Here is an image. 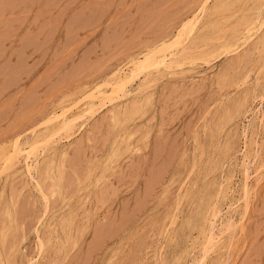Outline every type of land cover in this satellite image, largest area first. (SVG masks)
Segmentation results:
<instances>
[{
  "label": "rangeland",
  "instance_id": "rangeland-1",
  "mask_svg": "<svg viewBox=\"0 0 264 264\" xmlns=\"http://www.w3.org/2000/svg\"><path fill=\"white\" fill-rule=\"evenodd\" d=\"M234 1L235 7L231 2L224 11V0H0V164L16 139L26 141L54 128L53 111L71 107L68 114H73L84 109L88 100L81 99L86 91L96 89L119 67L128 70L125 64L132 57L172 40L208 4L207 17L202 14L195 24L193 31L198 33L185 32L172 48H188L196 35L206 33L201 42L195 41L199 36L193 39L194 48L189 46L190 54L198 56L191 55L194 61L160 74L156 82L150 81L151 88L149 83L148 89L142 88L145 94L136 91L99 105L73 130L61 133L58 153L51 154L55 148L50 145L47 150L40 146L37 169L45 170L36 169L35 178L23 157L12 169L0 165L6 169L0 168V264H196L204 242L200 231L209 229L212 221L223 241L203 264H264V38L263 43L258 40L264 24L241 48L208 50L261 0H237L239 5ZM216 2L222 3L220 10ZM210 18L216 19L210 24ZM207 50L212 53L204 55ZM141 79L144 73L133 85ZM78 97L81 101L76 102ZM244 165L250 168L248 200L243 193ZM61 167L63 175L57 174ZM37 183L44 186L48 205ZM213 207L222 211L216 218ZM229 214L236 221L235 230L224 226ZM221 225L228 232L223 234ZM41 239L46 244L40 249Z\"/></svg>",
  "mask_w": 264,
  "mask_h": 264
},
{
  "label": "bare ground",
  "instance_id": "bare-ground-1",
  "mask_svg": "<svg viewBox=\"0 0 264 264\" xmlns=\"http://www.w3.org/2000/svg\"><path fill=\"white\" fill-rule=\"evenodd\" d=\"M37 1V0H36ZM155 1V0H154ZM197 1V0H196ZM226 1H229V0H226ZM225 0H224V4H223V7L222 6H220V5H222V3L220 4L219 2V6L217 5V2H216V5H217V7H215V8H218L219 10H220V8L222 7V8H224L225 7V5L227 4H230L231 5V2L233 3V5H234V3L236 4V2L234 1L233 2V0H231V1H229L230 3H228V2H226ZM237 1V0H236ZM242 1V0H241ZM244 1V0H243ZM252 1V0H251ZM254 1V0H253ZM258 1V0H257ZM256 1V2H257ZM261 1H264V0H261ZM261 1L259 2H257V4H254V6H251V7H249V8H247L246 10H247V14H245V15H242V19L241 18H238V19H240V21L238 22V21H236V22H238V24H236V22H235V25H233V30H232V32H231V30H230V34L228 35V36H226V38L224 37L225 36V34L223 35V41L222 42H220V43H218V42H216L217 44H211L212 45V47L210 46V48L208 49L209 51H212V52H214V50L215 51H218L217 49H219V52H221L220 51V48H222L223 50L225 49V50H227V49H230V48H232V49H237L238 47H240L241 48V45L243 46V44L244 43H246L248 40H250V38H252L257 32H258V30L260 29V27L264 24V3L262 2V4H260L261 3ZM3 2V1H2ZM27 2V1H26ZM39 2V1H38ZM46 2V1H45ZM61 2V1H60ZM140 2V1H139ZM240 2V1H239ZM238 1H237V4L239 3ZM249 2V1H248ZM37 3V2H36ZM100 3V2H99ZM178 3V2H177ZM207 3V2H206ZM35 4V3H34ZM45 4V3H44ZM204 4V3H203ZM242 4V3H241ZM244 4V3H243ZM246 4V3H245ZM38 5V4H37ZM115 5V4H114ZM125 5V4H124ZM136 5V4H135ZM176 5V4H175ZM208 5V4H207ZM207 5L205 4V5H203V7L201 8V11L200 12H198V14H196V16H195V18L192 20V18L190 19V20H188L187 22L188 23H186L185 22V26L180 30V31H178L175 35H173V37H172V40L171 39H164V40H162L161 41V43L160 42H158L159 44L158 45H155V46H153V47H151V48H148L147 50H145V51H143L142 52V57L141 56H134V57H132L130 60H129V62H127L125 65L126 66H128V70L127 69H124V67L125 66H123V67H119V69H117L115 72H113L112 74H114L113 76H111V75H109L108 77H107V79H104V81L103 82H101V84L100 85H98V87L96 86V89H95V87H94V89L92 88V90H89V91H86L85 92V95H83V97H82V99L81 100H83L84 98L85 99H87L88 101L87 102H85L86 103V107H84L85 106V103L83 104V106L82 107H84V109H82L81 111H79V110H77V112L75 111V113H73V114H71L72 112H70L69 114H68V111H70L71 110V107L70 108H68L67 106V108L68 109H65V106L64 107H62V108H64L65 110H63V109H61V110H63L61 113L60 112H57V111H53L54 113L51 115V117H50V120L51 121H56V126H54V128L52 127V129H46V133L43 131L40 135H39V133L37 134V135H33V138H28V139H26V141H24V140H22V139H16L15 140V142L14 143H12V149H13V151H11V152H9V151H7V153L9 152V153H11L9 156H7L6 155V158H5V156H3V158H5V161L3 162V163H1V164H3V165H5V166H7L6 167V169L7 168H11L12 166H15L14 164L21 158V157H23V159H25V165H26V167H27V171L31 174V176L33 177V178H35V174H33L34 172L36 173V169L38 168V166L41 164V162H40V160H39V156L37 155L38 154V148L40 147V146H43V147H41V149H46L45 147H49V145L52 147V149H54L53 150V152H51V154L52 153H58V151H57V149L59 148V147H62V146H56V143L58 144V142H59V139H61V136L63 137V134H61V133H63L64 131L66 132V131H69V130H73V128L76 126V123L78 122V120H80L81 118H84L86 115L88 116V117H90L89 116V114L88 113H91V112H93V113H91V114H94V112L98 109V107L100 108L101 106H99V105H102V103H105L106 104V101H108V100H110L111 99V103H112V100L114 99V98H116V97H119V96H129L130 94H132V95H134L133 93H135L136 91H140L139 92V94L141 93V94H143L144 92H143V90H142V88H147V87H149V85H150V81H155L156 80V78H158V76H160V74H161V76H162V74L163 73H167L168 74V72H169V70L170 69H173L174 68V71H176L175 69H176V67H179V66H183V64H186V63H188V62H190L191 60H189V59H191L192 57H191V55H194L196 58L198 57V56H196L194 53L195 52H193L192 51V54H190L191 53V51H189V46L192 44V45H194L193 43H196L195 41H197V42H201L203 39H205L203 36L206 34V33H204L203 34V36H202V34H200V35H196V38L198 37V39H196L195 37L193 38V37H191V35H190V37H191V39L193 38V39H196L195 41L192 39V43H187V44H189V46H188V48L187 47H182L183 49H172L173 47H175V46H178L179 44V41L181 42V39L183 38V35H185L186 36V34H184L185 32H193L192 33V36H194L195 35V33H194V28H195V24L196 23H198L199 22V20H201L200 18L202 17V14L204 15V12H206L207 11V9H208V7H207ZM226 5V6H227ZM233 5H231V6H233ZM239 5V4H238ZM248 5V4H247ZM246 5V6H247ZM4 6V5H3ZM27 6V5H26ZM36 6V5H35ZM116 6V5H115ZM137 6V5H136ZM231 6H229V7H231ZM241 6V5H240ZM246 6H244V7H246ZM69 7V6H68ZM220 7V8H219ZM234 7H235V5H234ZM233 7V8H234ZM1 8H2V6H1ZM34 8V7H33ZM79 8V7H78ZM92 8V7H91ZM95 8V7H94ZM116 8V7H115ZM174 8H175V6H174ZM212 8V7H211ZM227 8V7H226ZM238 8V7H237ZM25 9V8H24ZM28 9H29V7H28ZM218 9H214V11L215 10H218ZM42 10V9H41ZM90 10V9H89ZM124 10V9H123ZM167 10V9H166ZM226 9L224 8V11H225ZM239 10V9H238ZM237 10V11H238ZM29 11V10H28ZM139 11V10H138ZM142 11V10H141ZM172 11H173V9H172ZM209 11H211V10H209ZM240 11V10H239ZM238 11V12H239ZM249 11V12H248ZM251 11V12H250ZM11 12V11H10ZM21 12V11H20ZM25 12V11H24ZM71 12V11H70ZM85 12V11H84ZM111 12V11H110ZM208 12V11H207ZM216 12V11H215ZM222 12V11H221ZM69 13V12H68ZM106 13V12H105ZM108 13V12H107ZM119 13H121V12H119ZM136 13V12H135ZM140 13V12H139ZM142 13V12H141ZM185 13V12H184ZM213 13V12H212ZM217 13H218V11H217ZM237 13V12H236ZM235 13V14H236ZM21 14V13H20ZM209 14V13H208ZM207 14V15H208ZM211 14V13H210ZM224 14V13H223ZM28 15V14H27ZM50 15V14H49ZM90 15V14H89ZM136 15V14H135ZM141 15V14H140ZM140 15H139V17H140ZM212 15V14H211ZM211 15L209 16V17H211ZM219 15V14H218ZM222 15V14H221ZM33 16V15H32ZM111 16V15H110ZM169 16V15H168ZM204 16H206V15H204ZM96 17V16H95ZM100 17V16H99ZM207 17V16H206ZM214 17V16H213ZM215 17H217V14H216V16ZM220 17V16H219ZM227 16H225V18H226ZM231 17H233V16H231ZM234 17H235V15H234ZM144 18V17H143ZM228 18H229V16H228ZM27 19V18H26ZM48 19V18H47ZM96 19H98V18H96ZM216 18H214V20H215ZM223 19V18H222ZM39 20V19H38ZM42 20V19H41ZM49 20V19H48ZM62 20V19H61ZM192 20V21H191ZM208 20V19H207ZM206 20V21H207ZM213 20V21H214ZM220 20V19H219ZM224 20V19H223ZM234 20V19H233ZM232 20V21H233ZM99 21H100V19H99ZM143 21V20H142ZM155 21V20H154ZM210 24L213 22L212 20H211V18H210ZM209 21H207L208 23H209ZM212 21V22H211ZM232 21H230L229 23H231ZM2 22V21H1ZM7 22V21H6ZM12 22V21H11ZM15 22V21H14ZM27 22V21H26ZM137 22V21H136ZM220 22V21H219ZM233 22V23H234ZM33 23V22H32ZM41 23V22H40ZM39 23V24H40ZM51 23V22H50ZM65 23V22H64ZM129 23V22H128ZM135 23V22H134ZM228 23V24H229ZM5 24V23H4ZM87 24V23H86ZM101 24V23H100ZM113 24V23H112ZM206 24V23H205ZM213 24H215V23H213ZM66 25V24H65ZM73 25V24H72ZM122 25V24H121ZM232 25V24H231ZM231 25L229 26V27H231ZM1 26V25H0ZM5 26H7V25H5ZM58 26V25H57ZM67 26V25H66ZM97 26V25H96ZM198 26V25H197ZM203 26V25H202ZM205 26V25H204ZM212 26V25H211ZM216 26V25H215ZM228 26V25H227ZM62 27H64V26H62ZM136 27V26H135ZM208 27H209V25H208ZM23 28H24V26H23ZM108 28V27H107ZM212 28V27H211ZM29 29V28H28ZM28 29H26V30H28ZM55 29H56V27H55ZM62 29V28H61ZM68 29V28H67ZM123 29V28H122ZM147 29V28H146ZM223 29V28H222ZM227 29H229V28H227ZM161 30V29H160ZM202 30V29H201ZM207 30V29H206ZM208 31V30H207ZM264 31V30H263ZM1 32V31H0ZM84 32V31H83ZM132 32V31H131ZM130 32V33H131ZM201 32V31H200ZM218 32V31H217ZM227 32V31H226ZM10 33V32H9ZM23 33V32H22ZM198 33V32H197ZM196 33V34H197ZM201 33H203V32H201ZM224 33V32H223ZM261 33H262V31H261ZM136 34V33H135ZM171 34V33H170ZM207 34H209V33H207ZM212 34V33H211ZM214 34V33H213ZM216 34V33H215ZM214 34V36H216ZM219 34V33H218ZM92 35V34H91ZM90 35V36H91ZM94 35H95V33H94ZM137 35V34H136ZM135 35V36H136ZM156 35V34H155ZM20 36V35H19ZM142 36V35H141ZM169 36V35H168ZM263 36V37H262ZM261 37H260V39H258L259 41L260 40H262L261 38H264V35H262ZM220 37V36H219ZM221 37H222V35H221ZM218 38V40H220V39H222V38ZM14 38V37H13ZM19 38V37H18ZM107 38V37H106ZM166 38H168V37H166ZM188 38V37H187ZM199 38H201V40L199 39ZM203 38V39H202ZM259 38V37H258ZM20 39V38H19ZM42 39V38H41ZM100 39H101V37H100ZM114 39H117V38H114ZM189 39V38H188ZM14 40V39H13ZM85 40V39H84ZM199 40V41H198ZM256 40V39H255ZM60 41V40H59ZM100 41V40H99ZM114 41V40H113ZM116 41V40H115ZM190 41V40H189ZM214 41V40H213ZM16 42V41H15ZM21 42V41H20ZM45 42V41H44ZM53 42H54V40H53ZM63 42V41H62ZM188 42V41H187ZM191 42V41H190ZM256 42H257V40H256ZM262 43H263V40L261 41ZM260 42V43H261ZM122 43V42H121ZM14 44V43H13ZM51 44V43H50ZM186 44V43H185ZM187 44H186V46H187ZM198 44H200V43H197V45ZM208 44V43H207ZM74 45V44H73ZM183 45V44H182ZM191 45V46H192ZM196 45V44H195ZM196 45V46H197ZM83 46V45H82ZM111 46V45H110ZM190 46V48L192 49V48H194V47H191ZM202 46V45H201ZM85 47V46H84ZM20 48V47H19ZM46 48V47H45ZM116 48V47H115ZM124 48V47H123ZM138 48V47H137ZM143 48V47H142ZM199 48V47H198ZM32 49V48H31ZM47 49V48H46ZM190 49V50H191ZM202 49H204V48H202ZM9 50V49H8ZM109 50V49H108ZM139 50V49H138ZM195 50H196V48H195ZM208 50L207 51H205V52H203V54L204 55H206L207 53L208 54H211L212 52H208ZM222 50V51H223ZM231 50V49H230ZM29 51V50H28ZM197 51L199 52L200 50H198L197 49ZM203 51V50H202ZM229 51V50H228ZM257 51V50H256ZM9 52H11V51H9ZM75 52V51H74ZM201 52V51H200ZM52 53V52H51ZM138 53V52H137ZM202 53V52H201ZM214 53H216V52H214ZM214 53H213V55H214ZM218 53V52H217ZM58 54V53H57ZM197 54V53H196ZM202 54V55H203ZM207 54V55H208ZM31 55V54H30ZM67 55V54H66ZM198 55V54H197ZM218 55V54H217ZM16 56V55H15ZM193 56V61H194V57ZM212 56V55H211ZM215 56V55H214ZM199 57H200V53H199ZM203 57V56H202ZM37 58V57H36ZM39 58V57H38ZM53 58V57H52ZM205 58H207V56L205 57ZM211 58V57H210ZM199 59H201V57L199 58ZM3 60V59H2ZM37 60V59H36ZM124 60V59H123ZM197 60V59H196ZM208 60V59H207ZM5 62V61H4ZM74 62V61H73ZM209 62V61H208ZM50 63V62H49ZM97 63V62H96ZM128 63H130L129 65H127ZM191 63V62H190ZM193 63V62H192ZM238 64V63H237ZM67 65V64H66ZM94 65V64H93ZM96 65V64H95ZM188 65V64H187ZM65 66V65H64ZM102 66H104V65H101V67ZM14 67V66H13ZM190 67V66H189ZM255 67V66H254ZM127 68V67H126ZM182 68V67H181ZM181 68H180V70H181ZM16 69V68H15ZM61 69V68H60ZM64 69V68H63ZM178 69V68H177ZM264 69V68H263ZM9 70V69H8ZM179 70V69H178ZM43 71V70H42ZM85 71H86V69H85ZM173 71V70H172ZM172 71H170V72H172ZM7 72V71H6ZM66 72V71H65ZM169 72V73H170ZM181 72V71H180ZM228 72V71H227ZM260 72V71H259ZM21 73V72H20ZM68 73V72H67ZM141 73H144V77H145V79L142 81V79L139 81L140 83H137L138 85L137 86H134L133 85V82H134V80H135V78L136 77H139V74L141 75ZM173 73H175V72H173ZM173 73H172V75H173ZM177 73H179V72H177ZM28 74V73H27ZM27 74H25V75H27ZM43 74V73H42ZM101 74H102V72H101ZM155 76H154V75ZM171 74V73H170ZM181 74V73H180ZM248 74V73H247ZM246 74V75H247ZM7 75H8V73H7ZM154 77H153V76ZM164 75V74H163ZM256 75V74H255ZM1 76V75H0ZM151 76V78L149 79L148 77H150ZM31 77V76H30ZM54 77V76H53ZM67 77V76H66ZM248 77H249V75H248ZM252 77V76H251ZM109 78V79H108ZM253 78V77H252ZM29 80V79H28ZM50 80V79H49ZM65 80V79H64ZM158 80V79H157ZM78 81V80H77ZM87 81V80H86ZM142 81V82H141ZM249 81V80H248ZM156 82V81H155ZM154 82V83H155ZM163 82V81H162ZM24 83V82H23ZM22 83V84H23ZM50 83V82H49ZM48 83V84H49ZM148 83H149V85H148ZM112 84V89H111V91H107L106 90V88H104L106 85L108 86H110ZM246 84V83H245ZM254 84V83H253ZM64 85V84H63ZM154 86V85H153ZM152 86V87H153ZM240 87V86H239ZM65 88V87H64ZM111 87H109L108 89H110ZM150 88H151V85H150ZM247 88H248V86H247ZM14 89V88H13ZM87 89V88H86ZM148 89V88H147ZM147 89H145V90H147ZM254 89V88H253ZM260 89V88H259ZM65 90V89H64ZM141 90H142V92H141ZM83 91H85V89L83 90ZM256 91V90H255ZM258 91H260V90H258ZM17 92V91H16ZM138 92H136V93H138ZM145 92H148V91H145ZM135 93V94H136ZM258 93V92H257ZM139 94H137V95H139ZM145 94V93H144ZM218 94V93H217ZM261 94V93H260ZM131 95V96H132ZM148 95V94H147ZM50 96V95H49ZM144 96V95H143ZM146 96V95H145ZM257 96V95H256ZM259 96V95H258ZM15 97V96H14ZM19 97V96H18ZM79 98V97H78ZM150 98V97H149ZM159 98H161V97H159ZM15 99V98H14ZM76 99V98H75ZM80 100V98L78 99V101H76V102H79V101H81ZM115 100H120V98L118 99H115ZM248 100V99H247ZM255 100V99H254ZM45 101H46V99H45ZM84 101V100H83ZM239 101V100H238ZM109 102V101H108ZM109 102V103H110ZM50 103V102H49ZM60 103V102H59ZM64 103V102H63ZM144 103V102H143ZM245 103V102H244ZM42 104V103H41ZM69 104V103H68ZM73 104V103H72ZM120 104V103H119ZM122 104V103H121ZM45 104H43V106H44ZM64 105H65V103H64ZM75 105V104H74ZM78 106H79V103L77 104ZM134 105V104H133ZM71 106V105H70ZM123 106V105H122ZM48 107V106H47ZM60 107V106H59ZM74 107V106H73ZM80 107L81 106H79V109H80ZM103 107V106H102ZM117 107V106H116ZM115 107V108H116ZM132 107V106H131ZM73 109V108H72ZM137 109H138V107H137ZM236 109V108H235ZM111 110V109H110ZM125 110V109H124ZM123 110V111H124ZM217 110V109H216ZM237 110V109H236ZM251 110V109H250ZM259 110V109H258ZM40 111V110H39ZM38 111V112H39ZM72 111H74V110H72ZM127 111V110H126ZM125 111V112H126ZM142 111V110H141ZM238 111V110H237ZM255 111V110H254ZM4 112V111H3ZM33 112V111H32ZM115 112V111H114ZM226 112H228L229 113V111H226ZM113 113V112H112ZM124 113V112H123ZM263 113V112H262ZM10 114V113H9ZM90 114V115H91ZM122 114V113H121ZM138 114V113H137ZM123 115V114H122ZM126 115V114H125ZM263 115H264V113H263ZM214 116V115H213ZM226 116V115H225ZM24 117V116H23ZM87 117V118H88ZM132 117H134V116H132ZM121 118V117H120ZM125 118V117H124ZM128 118V117H127ZM260 117H258L257 119H259ZM264 118V117H263ZM31 119V118H30ZM118 119V118H117ZM135 119V118H134ZM25 120V119H24ZM89 120V119H88ZM116 120V119H115ZM119 120V119H118ZM122 120V119H121ZM128 120V119H127ZM130 120V119H129ZM252 120H253V118H252ZM251 120V121H252ZM256 120V119H255ZM264 120V119H263ZM263 120H261V121H263ZM27 121V120H26ZM35 121V120H34ZM58 121V122H57ZM33 122V121H32ZM37 122V121H36ZM48 122V121H47ZM123 122V121H122ZM132 123V122H131ZM79 124V123H78ZM77 124V125H78ZM115 124V123H114ZM255 124V123H254ZM263 124V123H262ZM80 125V124H79ZM78 125V126H79ZM126 125V124H125ZM130 125V124H129ZM264 125V124H263ZM36 127H37V125H36ZM47 126H45V128H46ZM202 127V126H201ZM4 128V127H3ZM38 128V127H37ZM119 128V127H118ZM246 128V127H245ZM256 129V128H255ZM34 130V129H33ZM32 130V131H33ZM37 129L35 128V131H36ZM219 130V129H218ZM75 131V130H74ZM245 131H246V129H245ZM244 131V132H245ZM258 131V130H257ZM34 132V131H33ZM38 132V131H37ZM78 132V131H77ZM104 132V131H103ZM109 132V131H108ZM120 132V131H119ZM32 133V132H31ZM68 133V132H67ZM76 133V132H75ZM34 134H36V132H34ZM71 135H74V134H72V133H70ZM131 134V133H130ZM237 134H239V133H237ZM25 135V134H24ZM31 135V134H30ZM70 135V136H71ZM119 135H120V133H119ZM124 135V134H123ZM28 136V135H27ZM138 136V135H137ZM22 137V136H21ZM26 137V136H25ZM69 137V136H68ZM64 138V137H63ZM66 138V137H65ZM25 139V138H24ZM108 139V138H107ZM253 139V138H252ZM253 140H256V139H253ZM61 141V140H60ZM99 142V141H98ZM155 142V141H154ZM193 142V141H192ZM9 143V142H8ZM60 143V142H59ZM199 143V142H198ZM128 144V143H127ZM231 144V143H230ZM56 146V147H55ZM132 146H133V144H132ZM253 146V145H252ZM2 147V146H1ZM58 147V148H57ZM113 147V146H112ZM126 147V146H125ZM154 147H156V146H154ZM156 148H158V147H156ZM165 148V147H164ZM215 148V147H214ZM261 148V147H260ZM111 149V148H110ZM212 149V148H211ZM2 150V149H1ZM47 150V149H46ZM59 151H60V149H58ZM209 150V149H208ZM57 151V152H56ZM111 151V150H110ZM109 151V152H110ZM119 151V150H118ZM159 151V150H158ZM196 151V150H195ZM1 153L3 152V151H0ZM4 152H6V151H4ZM48 152H49V148H48ZM184 152V151H183ZM201 152V151H200ZM199 152V153H200ZM204 152V151H203ZM208 152V151H207ZM45 153V152H44ZM61 154V156L64 158L65 156H66V150H61V152H60ZM249 153H250V151H249ZM253 153V152H252ZM6 154V153H5ZM48 154H50V153H48ZM112 154V153H111ZM167 154V153H166ZM4 155V154H3ZM59 155V154H58ZM58 155H56V156H58ZM108 155V154H107ZM201 155V154H200ZM199 155V156H200ZM204 155H206V154H204ZM246 155H248V154H246ZM257 155V154H256ZM259 155V154H258ZM53 156V155H52ZM55 156V155H54ZM202 156V155H201ZM200 156V157H201ZM42 157H44V156H42ZM46 157V156H45ZM44 157V158H45ZM61 157V158H62ZM167 157V156H166ZM198 157V156H197ZM196 157V158H197ZM199 157V158H200ZM250 157V156H249ZM256 156H254L253 158H255ZM259 157V156H258ZM46 158H48V156L46 157ZM52 158V157H51ZM50 158V159H51ZM54 158H56V157H53V160L51 159V161H53V162H55V159ZM60 158V157H59ZM101 158V157H100ZM111 158V157H110ZM203 158V157H202ZM201 158V159H202ZM211 158V157H210ZM245 158V157H244ZM22 159V158H21ZM23 159H22V161H23ZM58 159V158H57ZM207 159V158H206ZM247 159H248V156H247ZM2 160V159H1ZM17 160V161H16ZM32 161V162H30V164L29 163H27L28 161ZM43 160V159H42ZM160 160V159H159ZM210 160V159H209ZM3 161V160H2ZM44 161H45V159H44ZM50 160L48 161V163H50L51 162ZM100 161V160H99ZM192 161V160H191ZM199 161H200V159H199ZM211 161V160H210ZM245 161V160H244ZM1 162V161H0ZM19 162V161H18ZM46 162V161H45ZM59 162V161H58ZM106 162V161H105ZM197 162V161H196ZM257 162V161H256ZM32 163V164H31ZM47 163V164H48ZM60 163V162H59ZM104 163V162H103ZM161 163V162H160ZM0 164V165H1ZM17 164V163H16ZM46 164V165H47ZM52 164V163H51ZM61 164V163H60ZM240 164H242V163H240ZM245 164V163H244ZM53 165H55V164H53ZM52 165V166H53ZM110 165V164H109ZM159 165V164H158ZM208 165V164H207ZM246 165V164H245ZM244 165V166H245ZM262 165V164H261ZM261 165H260V168H262L261 167ZM5 166H3L4 168H5ZM59 166L60 165H58V163H57V168H59ZM66 166V165H65ZM79 166V165H78ZM47 167H49L50 168V165L49 166H47ZM46 167V168H47ZM0 168H1V166H0ZM3 168V169H4ZM13 168V167H12ZM11 168V169H12ZM40 168V167H39ZM264 168V167H263ZM2 169V168H1ZM2 169V170H3ZM5 169V170H6ZM8 169V170H9ZM43 169H44V167H43ZM43 169H37L38 171L37 172H40L41 173V171H39V170H42L43 171ZM60 169H62L61 171H59ZM59 170H57L58 172H60V173H58L57 172V174H61V175H63L61 172L63 171V168L61 167ZM248 169H250V168H248V166H245V175H246V179H245V181H244V188L243 189H245L244 190V197L247 199V195L249 194V193H251L250 192V189H252V188H250L251 187V185H249V184H251V183H248V177H249V174H248ZM258 169V168H257ZM1 170V171H2ZM5 170H3V172L5 171ZM45 170V169H44ZM83 170V169H82ZM194 170V169H193ZM195 170H197V167H196V169ZM0 171V172H1ZM10 171V170H9ZM90 171H91V169H90ZM203 171V170H202ZM8 172V171H7ZM198 172V170L195 172V173H197ZM52 173V172H51ZM244 173V172H243ZM261 173V172H260ZM38 174V173H37ZM81 174H82V172H81ZM179 174V173H178ZM188 174V173H187ZM191 174V173H190ZM225 174V173H224ZM59 176L60 178H59V180L61 181V178H62V176ZM153 175V174H152ZM216 175V174H215ZM42 176V175H41ZM121 176V175H120ZM154 176V175H153ZM187 176H189V175H187ZM203 176H204V174H203ZM208 176V175H207ZM45 177V176H44ZM43 177V178H44ZM206 177V176H205ZM213 177V176H212ZM244 177V176H243ZM32 178V179H33ZM43 178H41V179H43ZM49 178V177H48ZM97 178V177H96ZM45 179V178H44ZM43 179V180H44ZM127 179V178H126ZM149 179V178H148ZM40 180V179H39ZM99 180V179H98ZM205 180V179H204ZM229 180H230V178H229ZM228 180V181H229ZM35 181V180H34ZM101 181V180H100ZM207 181H208V179H207ZM41 182H44V181H42L41 180ZM152 182V181H151ZM153 182H154V180H153ZM55 183V182H54ZM62 183V182H61ZM61 183H60V186H61ZM89 183V182H88ZM222 183V182H221ZM231 183V182H230ZM51 184V183H50ZM95 184V183H94ZM232 184V183H231ZM243 184V183H242ZM37 185H38V183H37ZM44 185V184H43ZM151 185V184H150ZM223 185V184H222ZM226 185H227V183H226ZM39 190H40V192H41V195H42V197L41 198H44L46 201V204L48 205V202H49V196L46 194V191H44L45 190V188H44V190H43V188L42 187H44V186H41V183H39ZM54 186H56V185H54ZM54 186H53V188H54ZM82 186V185H81ZM225 186V185H224ZM226 187V186H225ZM38 188V187H37ZM57 188V187H56ZM55 188V189H56ZM63 188V187H62ZM230 188V187H229ZM254 188V187H253ZM172 189H174V188H172ZM221 189V188H220ZM226 189H228V188H226ZM51 190V189H50ZM202 190V189H201ZM229 190V189H228ZM74 191V190H73ZM167 191V190H166ZM220 191V190H219ZM39 192V191H38ZM51 192V191H50ZM54 192V191H53ZM56 192V191H55ZM94 192V191H93ZM201 192V191H200ZM218 192V191H217ZM220 193H222V192H220ZM224 193H226L225 191H224ZM246 193V194H245ZM75 194V193H74ZM223 194V193H222ZM40 195V196H41ZM217 195V194H216ZM211 196V195H210ZM219 196V195H218ZM226 196H227V194H226ZM226 196H224V197H226ZM208 197V196H207ZM221 197V196H220ZM219 197V198H220ZM243 197V196H242ZM194 198V197H193ZM216 198H218V197H216ZM241 198V197H240ZM39 199V198H38ZM68 199V198H67ZM126 199V198H125ZM222 199V198H221ZM220 199V200H221ZM238 199V198H237ZM246 199H244L243 201L244 202H246L247 200ZM64 200V199H63ZM209 200H210V198H209ZM246 200V201H245ZM41 201V200H40ZM163 201V200H162ZM216 201V200H215ZM214 201V202H215ZM241 201V200H240ZM221 202V201H220ZM248 202V201H247ZM79 203V202H78ZM205 203V202H204ZM49 204H51V203H49ZM214 204V203H213ZM216 204V203H215ZM231 204V203H230ZM43 205V204H42ZM210 205V204H209ZM219 205V204H218ZM247 205V203L245 204V205H243L244 207ZM205 206H206V204H205ZM204 206V207H205ZM216 206H217V204H216ZM215 206V207H216ZM62 207V206H61ZM60 207V208H61ZM203 206H201V209H203L202 208ZM209 208H210V206H208ZM248 207V206H247ZM247 207H245V208H247ZM10 208V207H9ZM59 208V209H60ZM214 208V207H213ZM243 208V207H242ZM11 209H13V208H11ZM44 209H45V207H44ZM217 208H214V209H212L211 210V212L213 211V216L216 218V216H218L217 214H219L218 212H222L221 210H216ZM218 209H220L219 208V206H218ZM222 209V208H221ZM231 209V208H230ZM62 210V209H61ZM204 210V209H203ZM210 210V209H209ZM223 210V209H222ZM243 210H244V208H243ZM249 210V209H248ZM12 211V210H11ZM45 211H46V209H45ZM44 211V212H45ZM71 211V210H70ZM201 211V210H200ZM203 212V211H202ZM201 212V213H202ZM210 212V213H211ZM228 212V211H227ZM226 212V213H227ZM234 212V211H233ZM245 212H247V210L245 211ZM46 213V212H45ZM173 213V212H172ZM205 213V212H204ZM174 214V213H173ZM203 214V213H202ZM208 214V213H207ZM236 214V213H235ZM241 214V213H240ZM15 215V214H14ZM114 215V214H113ZM155 215V214H154ZM180 215V214H179ZM54 216V215H53ZM174 216V215H173ZM201 217H203L202 215H200ZM209 216V215H208ZM211 216V215H210ZM209 216V217H210ZM212 216V217H213ZM233 216V215H232ZM232 216H230V214H229V216L228 217H226L225 219H226V221L225 220H223L222 222H223V224H225L224 226L226 227V229L227 230H229V228H232V227H235V225H236V221L235 220H232ZM239 216H241V215H239ZM234 217V216H233ZM56 218V217H55ZM214 218V219H215ZM236 218V217H235ZM43 219V218H42ZM68 219V218H67ZM136 219V218H135ZM208 219V218H207ZM234 219V218H233ZM53 220V219H52ZM208 220H210V219H208ZM207 220V221H208ZM239 219H237V221H238ZM202 221H203V219H202ZM242 221L243 220H241V223H242ZM192 222V221H191ZM209 222V221H208ZM259 222V221H258ZM60 223V222H59ZM110 223H112V222H110ZM120 223H122V222H120ZM119 223V224H120ZM200 223V222H199ZM204 223V225H207V224H205L206 223V220H205V222H203ZM215 223H216V221H215ZM239 223H240V221H239ZM239 223H237V224H239ZM262 223V222H261ZM210 224V223H209ZM208 224V225H209ZM222 224V225H223ZM108 225V224H107ZM111 225V224H110ZM221 225V226H222ZM12 226V225H11ZM135 226V225H134ZM200 226V225H199ZM201 226H202V224H201ZM212 226V227H211ZM215 226H216V224H215ZM214 226V227H215ZM220 226V227H221ZM224 226H222V232H223V230L225 229V228H223ZM57 227V226H56ZM60 227V226H59ZM209 227V229L207 228V229H205V230H202L203 232H201L200 231V233H203L204 234V236H202V237H204V242H203V250H202V255H201V257H199V259H197L196 260V264H203L204 263V261H205V259L207 258V256L208 257H210V251H214V248L216 247V246H218V245H221L219 242V240H221V238L220 239H218V234H216V233H214V231H213V221H212V224L211 225H209L208 226ZM237 227H238V225H237ZM58 228V227H57ZM133 228V227H132ZM203 228V227H202ZM206 228V227H205ZM216 228V227H215ZM55 229V228H54ZM173 229V228H172ZM204 229V228H203ZM217 229V228H216ZM232 229H234V228H232ZM235 230V229H234ZM167 231V230H166ZM217 231H219V230H217ZM225 231V230H224ZM249 231H250V229H249ZM56 232V231H55ZM59 231H58V229H57V234H59L58 233ZM199 232V231H198ZM225 232H228V231H225ZM232 232V230L229 232V233H231ZM39 233V232H38ZM171 234V233H170ZM223 234H224V232H223ZM233 234V233H232ZM236 234V233H235ZM240 234V233H239ZM60 235V234H59ZM165 235V234H164ZM168 235V234H167ZM220 235V234H219ZM229 235V234H228ZM228 235H226V236H228ZM243 235V234H242ZM221 236H222V234H221ZM221 236H219V237H221ZM142 237V236H141ZM224 237V236H223ZM222 237V238H223ZM25 238V237H24ZM139 238V237H138ZM188 238V237H187ZM232 238V237H231ZM249 238V237H248ZM255 238V237H254ZM57 240H58V237H57ZM56 240V241H57ZM59 240H61L60 238H59ZM225 240V239H224ZM227 240H228V238H227ZM68 241V240H67ZM66 241V242H67ZM93 241V240H92ZM221 241H223V240H221ZM8 242V241H7ZM65 242V243H66ZM193 242V241H192ZM224 242H226V240L224 241ZM227 242H229V241H227ZM234 242H236V241H234ZM62 243V241L60 242V244ZM222 243V242H221ZM45 244H46V242L44 241V240H40V242H39V248L41 249V248H43V246H45ZM63 244V243H62ZM61 244V245H62ZM86 244V243H85ZM88 244V243H87ZM196 244V243H195ZM226 244H229V243H226ZM230 244H232V243H230ZM230 244H229V246H230ZM236 244V243H235ZM252 244V243H251ZM136 245V244H135ZM7 246V245H6ZM150 246V245H149ZM223 246V245H222ZM226 246V245H225ZM88 247V246H87ZM64 248V247H63ZM201 248V247H200ZM218 248V247H217ZM221 248V247H220ZM225 248V247H224ZM228 248H230V247H228ZM65 249V248H64ZM84 249V248H83ZM234 249V248H233ZM192 250V249H191ZM216 250V249H215ZM231 250V249H230ZM248 250V249H247ZM62 251H63V249H62ZM66 251V250H65ZM65 251H63V254H64V252ZM41 252V251H40ZM60 253V252H59ZM201 253V252H200ZM226 253V252H225ZM224 253V254H225ZM209 254V255H208ZM230 254V253H229ZM42 255V254H41ZM61 255V254H60ZM104 255V254H103ZM139 255V254H138ZM144 255V254H143ZM142 255V256H143ZM106 256V255H105ZM230 256V255H229ZM29 257V256H28ZM60 257V256H59ZM197 257V256H196ZM195 257V258H196ZM226 257V256H225ZM228 257V256H227ZM223 258V257H222ZM221 258V259H222ZM62 259V258H61ZM194 259V258H193ZM237 259V258H236ZM31 260V259H30ZM194 261V260H193ZM209 261V260H208ZM245 261V260H244ZM247 261V260H246ZM147 262V261H146ZM176 262V261H175ZM192 262V261H191ZM206 262V261H205ZM159 263V262H158ZM193 263V262H192ZM214 263V262H213ZM217 263V262H216ZM218 263H219V261H218ZM221 263V262H220ZM223 263V262H222ZM225 263V262H224ZM29 264H33V262L32 261H30L29 262ZM59 264V263H58ZM157 264V263H156ZM194 264V263H193Z\"/></svg>",
  "mask_w": 264,
  "mask_h": 264
}]
</instances>
